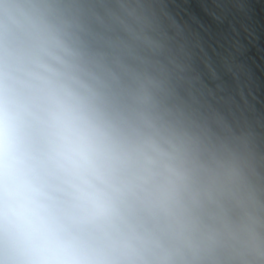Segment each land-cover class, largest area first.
I'll return each instance as SVG.
<instances>
[{
    "label": "clouds",
    "instance_id": "clouds-1",
    "mask_svg": "<svg viewBox=\"0 0 264 264\" xmlns=\"http://www.w3.org/2000/svg\"><path fill=\"white\" fill-rule=\"evenodd\" d=\"M86 23L0 0V264H264V165Z\"/></svg>",
    "mask_w": 264,
    "mask_h": 264
}]
</instances>
